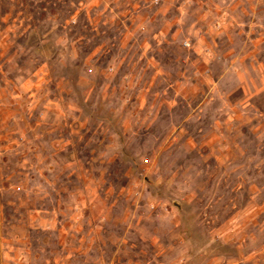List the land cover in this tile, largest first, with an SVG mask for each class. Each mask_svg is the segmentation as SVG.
<instances>
[{
	"label": "rangeland",
	"instance_id": "374dc122",
	"mask_svg": "<svg viewBox=\"0 0 264 264\" xmlns=\"http://www.w3.org/2000/svg\"><path fill=\"white\" fill-rule=\"evenodd\" d=\"M0 264H264V0H0Z\"/></svg>",
	"mask_w": 264,
	"mask_h": 264
}]
</instances>
